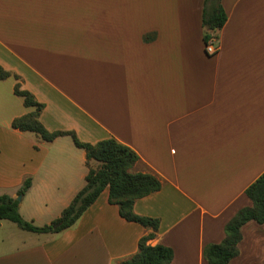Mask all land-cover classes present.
Listing matches in <instances>:
<instances>
[{"label": "crops", "instance_id": "obj_1", "mask_svg": "<svg viewBox=\"0 0 264 264\" xmlns=\"http://www.w3.org/2000/svg\"><path fill=\"white\" fill-rule=\"evenodd\" d=\"M220 4L227 20L210 55L204 0H0V67L43 105L47 131L113 138L136 153L131 172L161 188L133 212L159 220L147 244L171 248V264H206L204 248L252 205L245 191L264 173V0ZM15 83L0 88L13 94ZM11 102L0 196L16 199L30 180L19 214L50 225L84 187L86 155L69 136L47 143L12 129L32 109ZM26 233L37 237L12 247L0 237V264H120L151 230L123 219L105 189L72 227ZM229 264H264V223L241 228Z\"/></svg>", "mask_w": 264, "mask_h": 264}, {"label": "trees", "instance_id": "obj_2", "mask_svg": "<svg viewBox=\"0 0 264 264\" xmlns=\"http://www.w3.org/2000/svg\"><path fill=\"white\" fill-rule=\"evenodd\" d=\"M227 16L221 7L220 0H204L202 13L203 42L217 40ZM11 74L0 67V80H6ZM13 94L22 99L26 108L32 111L11 122V128L33 133L43 142H52L60 136H69L76 148L82 149L86 155L88 172L84 187L75 195L61 215L50 225L37 227L25 221L19 214V201L7 195L0 196V222L9 221L21 230L34 234L59 233L72 227L81 215L97 200L103 190L108 189V201L118 207L119 215L128 222L136 223L151 230L147 236L138 241L137 253L120 264H171L173 251L171 248L147 242L155 236L159 228V220L138 216L133 212L135 201L151 195L161 188L160 181L152 174L132 173L131 169L139 158L135 152L113 138L102 140L96 144L80 142L72 132H49L39 121L43 105L25 90L20 89L18 78ZM95 161L96 168L88 163ZM30 187V180H25L17 192L23 196ZM252 205L238 211L225 226V237L220 244H211L204 248L203 257L206 264H229L237 255V246L241 241V228L248 222L264 223V173L245 191Z\"/></svg>", "mask_w": 264, "mask_h": 264}, {"label": "rangeland", "instance_id": "obj_3", "mask_svg": "<svg viewBox=\"0 0 264 264\" xmlns=\"http://www.w3.org/2000/svg\"><path fill=\"white\" fill-rule=\"evenodd\" d=\"M13 82H14L13 79L8 78L4 81H0V85L1 86L5 84L9 85L10 83H13ZM2 95L5 97V99L3 100V102H1V105H0V121L5 120L6 118L9 117L11 113V109H12V104H13L11 101L13 100L21 101V98L12 94L11 90L9 91V89L5 90V89L0 88V99L2 98ZM7 95L8 97L6 98ZM28 222H31V221H28ZM0 237L5 239V243H7L9 247H12L10 246L12 245V243L21 244V242L23 241L26 242L27 240L24 239L23 237H32L31 239H36L37 236L26 233L25 231L18 228V226L15 225L14 223L5 221L3 222V227L0 230Z\"/></svg>", "mask_w": 264, "mask_h": 264}, {"label": "built area", "instance_id": "obj_4", "mask_svg": "<svg viewBox=\"0 0 264 264\" xmlns=\"http://www.w3.org/2000/svg\"><path fill=\"white\" fill-rule=\"evenodd\" d=\"M215 39H210L204 46V50L207 54H215L217 47L214 45Z\"/></svg>", "mask_w": 264, "mask_h": 264}, {"label": "water", "instance_id": "obj_5", "mask_svg": "<svg viewBox=\"0 0 264 264\" xmlns=\"http://www.w3.org/2000/svg\"><path fill=\"white\" fill-rule=\"evenodd\" d=\"M16 199H17V201H20L21 200V196H18Z\"/></svg>", "mask_w": 264, "mask_h": 264}]
</instances>
